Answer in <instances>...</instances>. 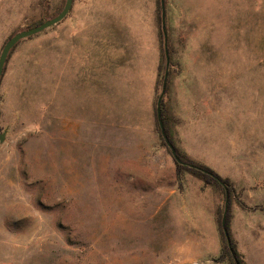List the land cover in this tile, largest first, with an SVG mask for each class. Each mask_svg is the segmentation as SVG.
I'll return each mask as SVG.
<instances>
[{"label": "rangeland", "instance_id": "1", "mask_svg": "<svg viewBox=\"0 0 264 264\" xmlns=\"http://www.w3.org/2000/svg\"><path fill=\"white\" fill-rule=\"evenodd\" d=\"M86 1L4 65L0 264H231L226 194L242 263L264 264V0H165L168 135L226 189L179 180L160 134V0H95L105 23H78ZM63 4L0 0V50Z\"/></svg>", "mask_w": 264, "mask_h": 264}, {"label": "water", "instance_id": "2", "mask_svg": "<svg viewBox=\"0 0 264 264\" xmlns=\"http://www.w3.org/2000/svg\"><path fill=\"white\" fill-rule=\"evenodd\" d=\"M72 2H73V0H64V4H63L61 10L56 15L43 20L41 23H39L33 27H29V28L15 32L13 35H11L5 41V43L3 44V46L0 50V79H1L3 69H4V65H5V62L7 60V57H8L10 50L21 40L29 38L31 36H34L36 34H39L43 31L53 27L54 25L58 24L59 22H61L70 12L71 7H72ZM160 9H161V14H160L161 31H162V35H163V51H164V58H165V66H164V74H163V78H162L161 90H160V94L157 97L156 108H155L156 121H157L159 130H160V134L163 138L164 144L170 150L171 156L173 157L174 161L177 164L187 166V167H190L192 169L199 170V171H201L207 175H210L212 178L217 180L220 183V185H222L226 189L225 184L216 175H214L211 172L206 171L202 168H199L196 165H193L191 163H188V162L181 160L177 156L174 146L172 145V143L169 141L167 135L165 134L164 125H163V121H162L161 103H162V100H163V97L165 94L167 78H168V70H169V66H170V57H169V51H168V34H167V29H166L165 0H160ZM4 137H5V131L0 133V142L3 141ZM226 211H227V194L225 197L224 211H223V215L221 218V228H222V232H223V235H224V238L226 241V246L229 249L230 253L232 254V257L235 261V264H238V262L236 261V259L234 257V254H233V251L231 248V241H230L228 232H227L226 227H225Z\"/></svg>", "mask_w": 264, "mask_h": 264}, {"label": "trees", "instance_id": "3", "mask_svg": "<svg viewBox=\"0 0 264 264\" xmlns=\"http://www.w3.org/2000/svg\"><path fill=\"white\" fill-rule=\"evenodd\" d=\"M44 1H45V0H44ZM40 23H41V22H40ZM161 33H162V31H161ZM12 35H13V34H12ZM162 37H163V35H162ZM168 51H169V49H168ZM163 53H164V52H163ZM169 54H170V53H169ZM163 56H164V54H163ZM169 56H170V55H169ZM164 60H165V58H164ZM3 70H4V69H3ZM2 74H3V73H2ZM167 79H168V78H167ZM166 88H167V84H166ZM165 92H166V89H165ZM161 113H162V121H163V125H164L165 134L167 135L169 141H170V142L172 143V145L174 146V148H175V150H176V154H177V156H178L181 160H183V161H185V162H188V163H191V164H193V165H196V166H198L199 168H202V169H204V170H206V171H209V172H211L212 174H214V175H216L217 177H219L217 174H215V173H214L212 170H210L209 168H207V167H205V166H203V165H201V164H197V163H194V162L190 161L188 158H186V156L182 155V154L178 151V149H177L176 146L174 145L172 139H171V138L169 137V135H168V129H167V127H166V121H165V116H164L163 100H162V103H161ZM175 165H176V169H177V178H178L179 180L183 177L184 173H189V174L194 175V176L197 177L198 179H200L203 183H206V184L210 183V184L214 185L215 187H218V188L221 189L220 183H219L217 180H215L214 178H212L210 175H207V174H205V173H202V172L199 171V170L192 169V168L187 167V166L179 165V164H177L176 162H175ZM219 179H221V178L219 177ZM221 181L223 182L222 179H221ZM223 183H224V182H223ZM225 183H226V182H225ZM227 192H228V191H227ZM220 223H221V222H220ZM225 227H226V230H227V232H228V235H229V238H230V241H231V248H232V251H233L234 257H235L236 261L238 262V264H243V263H242V260H241V257H240V255H239V253L237 252L236 247H235V245H234V243H233V241H232V239H231V236H230V232H229V228H228V216H227V213H226V217H225ZM219 230H220L221 238H222V242H223L222 253H223V255H224L225 257L228 258V260L230 261L231 264H235V261H234V259H233V257H232V254L230 253L229 249H228L227 246H226V241H225V238H224V235H223V232H222L221 224H220Z\"/></svg>", "mask_w": 264, "mask_h": 264}, {"label": "crops", "instance_id": "4", "mask_svg": "<svg viewBox=\"0 0 264 264\" xmlns=\"http://www.w3.org/2000/svg\"><path fill=\"white\" fill-rule=\"evenodd\" d=\"M95 2V0H87L86 1V8H87V10H86V13H85V16H84V18L83 19H80V20H78L77 22L78 23H105V22H103L100 18H99V16H100V14H99V10L97 11L98 13H97V16H95L94 15V10H93V7L92 6H90L91 4L93 5V3ZM73 3V2H72ZM89 6V7H88ZM97 17V18H96ZM107 23V22H106Z\"/></svg>", "mask_w": 264, "mask_h": 264}]
</instances>
